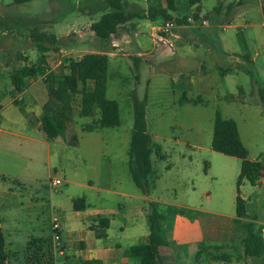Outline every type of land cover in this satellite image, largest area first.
<instances>
[{
    "label": "rangeland",
    "instance_id": "1",
    "mask_svg": "<svg viewBox=\"0 0 264 264\" xmlns=\"http://www.w3.org/2000/svg\"><path fill=\"white\" fill-rule=\"evenodd\" d=\"M229 1L233 0H221L219 17L222 18L225 12L223 2ZM143 4L138 1L139 7ZM217 4L218 0H201V9L210 15ZM94 5L85 0H30L19 4L0 0L2 106L7 105V110L13 108L14 112L18 105L29 102L31 87L18 94V103L13 101L9 72L24 64V57L35 59L36 47L30 37L31 28L50 31L52 27L61 47L75 51L64 55L73 58L83 55L86 50L101 51L111 46L110 42L102 44L87 28V23L103 12L86 13H91ZM236 5L233 6L236 10L234 18H224L216 24L210 17L206 27L197 29L189 25L191 27L186 30L195 32L198 38L199 35L206 38L217 51L220 37L225 36L231 51L237 50L240 54L260 52L256 61L238 64L224 54L213 58L206 54L202 44L187 47L188 54H184L185 45L179 44L177 52L176 45L173 53L162 49L170 54L167 56L169 61L172 60L168 64H157L151 72L149 65H143L140 78H136V72L129 70L134 66L128 55H121V59L111 58L106 96L118 103L119 126L83 131L82 127L92 120L91 117L79 116L78 94L64 135L49 142L47 152L45 149L37 150L29 160L19 158L22 154L0 149V172L5 175L0 179V226L8 255L24 254L26 244L32 238L52 236L53 217L59 218L61 243L66 245L67 254L78 258L86 254V251L83 253L78 249L79 245L77 248L78 240L89 244L90 240L94 242L100 236L98 232L89 233L95 219L110 220V241H117L124 249L131 241L120 234V227L135 221L148 227L147 215L151 204L161 213L167 211L169 204L194 206L222 215V221L235 214L236 181L241 161L212 151L216 110L223 118L236 122L248 153L247 159L258 161L264 167V108L258 85L253 82L256 80L264 87V17L254 6L244 13V9ZM250 22L252 26L247 28ZM225 24L230 25L223 29ZM237 28L243 31L246 47L240 43ZM117 63H120V70H117L120 77L114 73ZM219 67L243 70L222 74ZM150 73L152 80L146 83ZM132 94L139 100H146L145 123L152 139L154 178L153 188L148 194L136 188L127 165L134 122ZM182 95L188 99L200 96L202 100L180 104ZM62 138H69V142L64 143ZM20 177L25 180L26 187L16 182L21 180ZM53 179L61 180V185L52 187L50 182ZM239 191L245 201L248 218L260 226L264 223L263 175L253 184L243 182ZM74 201H82L84 208L75 211ZM217 216L209 217L217 219ZM169 217L167 215L166 220ZM144 241L142 238L139 242ZM194 252L179 264H208L206 255L197 262ZM210 253L228 254V261H217L219 264H252L251 261H238V252L227 248ZM72 259L68 257V264H74ZM63 262V259L56 258V264Z\"/></svg>",
    "mask_w": 264,
    "mask_h": 264
},
{
    "label": "trees",
    "instance_id": "2",
    "mask_svg": "<svg viewBox=\"0 0 264 264\" xmlns=\"http://www.w3.org/2000/svg\"><path fill=\"white\" fill-rule=\"evenodd\" d=\"M30 0H11L14 4L28 2ZM93 2L95 8H91L88 14L99 10L101 15L90 23V30L102 44L110 42L111 35L117 28L133 18H142L143 12L128 10L124 7L122 0H85ZM83 2V1H82ZM166 6L162 9L148 10L147 17L154 19L161 16L163 20L174 19L175 23L182 20L174 13L177 8L174 0H165ZM239 4V2H236ZM220 5L213 7L211 12L219 10ZM80 9V7H79ZM81 10V9H80ZM264 10V8H263ZM201 9L196 7L193 16L198 19ZM209 12V13H211ZM208 14H204L206 18ZM185 18V16H184ZM52 26V25H51ZM241 45L246 47V41L240 31H237ZM37 58L29 61L24 57V64L13 68L9 72L12 84L11 96L15 103L19 100L16 95L27 87L29 80L37 76H44L43 83L46 89L47 98L42 105L39 116L40 129L44 138L52 142L58 136H63L68 121L73 114V101L76 95H80V107L78 114L82 117H91L92 122L84 125L82 130L93 131L104 127H117L120 125L118 103L106 96V84L108 80L109 56L104 52L84 53L79 59L71 55H61L62 48L60 39L52 31L33 27L30 29ZM135 59V58H134ZM258 85L260 102L264 108V87L256 80ZM241 90V87H239ZM202 99L198 96L195 99H188L182 95L179 103H196ZM134 107V122L131 132L130 145L128 150V169L131 179L138 190L148 194L153 188V166L151 162L152 139L146 130L145 103L146 100H139L132 94ZM75 139V135L72 136ZM212 151L225 156L234 157L241 161L240 173L236 181L235 218L232 222L229 242L223 247H214V250L225 248L237 254L238 261L264 263V236L263 227L251 221L246 214V204L240 197L239 188L243 182L251 184L260 177L262 165L258 161L247 159V150L244 147L239 135L238 127L233 119L223 118L219 110H216L213 132ZM74 210L81 211L84 206L82 201H74ZM165 213L159 212L154 205H150L147 215L149 235L145 243H139L128 247L123 251L126 258L133 259L139 264H160V249L168 245L164 224L167 215L173 214L175 208L168 206ZM100 224L106 227L108 219H98ZM206 255V260L227 262L228 254L212 255L203 248L196 253L197 262ZM67 261L68 258L66 257ZM0 264H56L53 254L52 237H39L30 239L24 254H7L5 251V237L0 226ZM84 264H97L96 261L85 262Z\"/></svg>",
    "mask_w": 264,
    "mask_h": 264
},
{
    "label": "crops",
    "instance_id": "3",
    "mask_svg": "<svg viewBox=\"0 0 264 264\" xmlns=\"http://www.w3.org/2000/svg\"><path fill=\"white\" fill-rule=\"evenodd\" d=\"M122 1L124 7L128 10L143 12L145 16L142 18H133L117 28L116 32L113 34V37L118 44V47H113L111 45L106 50H86L85 53L104 52L109 56V60L111 58L121 59V55H128L134 66V69L128 67L130 72H136V78H140L138 76L143 65H149L151 72V68L155 67L157 64L159 66L165 65L172 60L171 59L169 61L170 58L167 56L170 55L169 53L162 50H154V33L162 25L164 21L163 18L157 15L154 19H151L146 15L148 10L162 9L166 6V2L165 0L164 2L162 0ZM138 1L144 3L142 7L138 6ZM237 1L239 2L238 5H236ZM174 4L177 8V11L174 13L175 16H186L192 13V9L196 7H200L201 9V0H174ZM218 5H220L219 10L214 13H209L210 15L206 17V24L208 23L210 17L216 24H220L224 18L227 20L234 18V16H236V10L233 8V6L235 5L236 7L243 8L244 13H246L245 11L247 9H251L254 6L256 11H259L264 17V0H233L229 1L228 3L223 2L225 12H223L222 18L219 17L221 15L220 10L222 8L221 0H218ZM204 14L205 13L201 9L199 15L204 16ZM93 20L94 19H91L90 22L87 23V28H89L90 23ZM206 24L202 26H192L198 29L206 27ZM251 26V22L249 25H246L247 28ZM188 27L191 26L178 25L173 28V32L176 35L174 39L176 52L179 44L185 45V49H183L184 54H188L186 53L188 50L187 47H191L194 44H202L205 46L206 54L208 56L217 58L224 54L228 56V58L233 59L235 63L238 64H242L246 61L254 62L260 55V52L258 51L255 53L243 52L241 54L237 50L231 51V49L228 47L227 37L225 36L220 37L217 51L212 43L206 38L200 35L198 38L195 32L187 31L186 28ZM234 27L239 26L235 25ZM238 30L243 34L242 30ZM90 33L92 34V31ZM60 52L61 55H64L67 52L74 53L75 51L72 48L69 50H64V48H61ZM35 56L36 57L34 58L36 59L38 56L37 51ZM35 59L29 58V61H34ZM200 67H202V65H200ZM220 69L222 74L234 72L237 73L238 71L243 70H232L227 67H222ZM117 70H120V63L115 64L114 70L115 75L120 77V73ZM149 77L146 78V83L149 79L152 80L153 75L150 73ZM43 78L44 76H37L34 79L29 80L26 89L30 87L33 89L32 93L29 94V102L23 103L20 106L18 105L14 112L13 108L11 110H7V105L2 106L0 104V149L11 150L15 154L19 153V155L22 154L19 156V158H26L30 160L32 159V155L37 153V150L40 151L41 149H45L47 152L49 148V142L44 138V135L40 129L39 120V116L42 111V105L47 98ZM26 89H24L21 93H25ZM18 94L16 97L20 98L18 97ZM20 101L22 102L23 99L21 98ZM59 137L61 136H58L54 140H57ZM62 139L64 140V143L69 142V138ZM4 177V173L0 172V179H3ZM16 182H18L19 185L26 187L25 180L22 178L21 180L17 179ZM150 203H152L151 200ZM170 205L171 204H169V206ZM173 207L175 208V212L169 215V219H167L164 224L168 245L160 249V264H179L181 261L183 262L185 259H189L190 253H192V251H196L194 252V255L196 256V253L200 249L201 245L204 249L211 252L213 250L212 248L223 247L229 242L232 222L235 218V214L233 216H228L226 221H222L220 219L222 215L220 216L219 214H213L212 212L196 208L194 206ZM210 215L219 216H217L216 219L214 217H209ZM93 222L94 224L91 225L89 233H100V236L97 238V240L94 242L93 240H90L91 242L89 244H85L84 240H78L77 242V248L79 245L78 249L83 253L86 251V254L78 258L70 256L67 254L68 249L66 245H63L64 248H66L67 256L73 258L72 261L74 264H84L85 262L89 261H96L97 264H139L133 259L124 257L123 251L130 246L141 243L139 241L142 238L145 239L143 242L145 243L149 235L148 227H144L142 223H138L137 221L132 222L127 226L124 225L120 227V234L125 236L126 240L131 241L130 244L125 246L126 248L122 249L120 243L117 241L111 243L110 241L109 232L111 230V222L109 219L106 227H104L103 224H100L98 219L93 220ZM261 226L263 227L262 231L264 236V223L260 224V227ZM138 231L140 232L139 234H137ZM208 264H219V262L209 261ZM252 264L257 263L252 262Z\"/></svg>",
    "mask_w": 264,
    "mask_h": 264
},
{
    "label": "built area",
    "instance_id": "4",
    "mask_svg": "<svg viewBox=\"0 0 264 264\" xmlns=\"http://www.w3.org/2000/svg\"><path fill=\"white\" fill-rule=\"evenodd\" d=\"M179 19L182 20L179 23H175L174 19L164 20L162 25L156 30L154 33V50L161 51L162 49H166L170 51V53H173L175 50V33L173 32V28L175 26H187V25H205L207 20L203 16H199L198 19H196L192 13L185 16H179ZM264 24V23H263ZM230 24H225L223 26V29H226L229 27ZM110 43L113 47H118V44L116 43L113 34L111 35ZM82 56V55H81ZM81 56H77L75 59H79ZM19 100V98H16ZM263 175L264 177V167L262 168V171L260 173V176ZM61 180L59 179H53L51 180L50 184L52 187H58L61 185ZM51 230H52V242H53V254L55 259L61 258L64 260L62 264H68V262L65 260L67 257L66 250L64 246L61 243L60 238V231H61V224L58 217H53L51 222Z\"/></svg>",
    "mask_w": 264,
    "mask_h": 264
}]
</instances>
